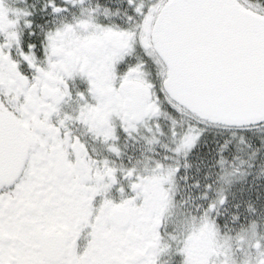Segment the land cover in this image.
I'll return each instance as SVG.
<instances>
[{
	"label": "snow or ice",
	"instance_id": "snow-or-ice-1",
	"mask_svg": "<svg viewBox=\"0 0 264 264\" xmlns=\"http://www.w3.org/2000/svg\"><path fill=\"white\" fill-rule=\"evenodd\" d=\"M214 129L244 135L214 138L215 179H191ZM258 133L264 0H0V264H198L178 207L215 233L208 264L237 245L257 264L255 225L220 237L264 198ZM138 138L144 163L121 143ZM237 173L247 189L215 188Z\"/></svg>",
	"mask_w": 264,
	"mask_h": 264
},
{
	"label": "flooded vegetation",
	"instance_id": "flooded-vegetation-1",
	"mask_svg": "<svg viewBox=\"0 0 264 264\" xmlns=\"http://www.w3.org/2000/svg\"><path fill=\"white\" fill-rule=\"evenodd\" d=\"M96 4V0H88V6L94 7ZM177 121L183 120L184 122H187L191 119L188 115H177L175 117ZM165 125L168 124V121H162ZM230 132L227 134V136L231 137L232 139H235L239 137L237 135V132L239 129H233V130H227V129H214L211 132L206 134L205 139L209 142H212L214 138L224 136V131ZM260 135H264V133H260ZM162 142L165 145L170 146L172 144V140L170 137H164L162 139ZM122 144L128 145V151L133 153V159L140 158L141 162H146L144 160L145 156H151L152 153L148 151V145L144 143L142 139H139L137 141L132 140H122ZM97 147H99L97 145ZM197 150V149H196ZM194 150V151H196ZM177 216L179 217L182 213L181 208L176 209ZM195 220V219H194ZM194 220L184 215L183 218L180 219L179 223L183 226L186 235L184 236L185 242H186V251L188 252V255L195 259L198 264H208V259L210 256H214L218 254L220 245L217 244L215 233H213L210 229H207L205 227H200L199 229H194ZM249 220V219H248ZM248 225L247 227H240L239 225L237 228H229L225 230V234L223 237H220V241L222 244H227L230 240H235L238 236L243 233L244 235L250 234V224L246 223ZM251 225L256 226L257 233L264 235V217L257 220H252ZM239 229V231H237ZM235 232L236 236H232L230 233ZM171 239L176 240L178 237L172 235L169 233ZM233 264H250V258L246 251L239 250V246H234V256L232 257ZM257 264H264V257L257 258Z\"/></svg>",
	"mask_w": 264,
	"mask_h": 264
},
{
	"label": "rangeland",
	"instance_id": "rangeland-1",
	"mask_svg": "<svg viewBox=\"0 0 264 264\" xmlns=\"http://www.w3.org/2000/svg\"><path fill=\"white\" fill-rule=\"evenodd\" d=\"M229 133L230 132L225 130L223 134L227 135ZM235 133H237L239 137L235 138L234 140H239L240 137L244 135V133H242L240 130H238ZM259 134L260 133H258L257 135L259 136ZM211 145H212V142L208 141V144L206 146L202 145L200 148H198L196 151H193V153L187 157V172L191 179H200L201 181H203L205 172H211L212 173L211 178L215 179L216 170L209 167L212 161L208 153V148L211 147ZM241 156L244 157V154H241ZM240 169L246 170V166L241 165ZM254 171L259 177H261V179L257 181V185L261 189H264V170L256 169ZM182 172H183V169H182ZM246 181L251 182L252 175L241 176L239 173H237L232 176H226L224 174H221V179L219 183L215 185V188L223 189L227 191L229 194H231L233 192H237L241 187L247 189L249 185L248 183H246ZM180 183L183 184V181H180ZM254 197H255V192L253 193L252 204L255 206L256 212L254 215L251 216L249 220L248 219L242 220L241 223L243 227L248 226L246 225V223H249L251 225L252 220L259 221L260 219L264 217V198L255 199ZM244 199L247 200L248 197L245 196ZM241 211L243 212V208L241 209ZM182 212H184L185 213L184 215L191 218L192 220L195 219L194 217H191L190 215H188L184 209H182Z\"/></svg>",
	"mask_w": 264,
	"mask_h": 264
}]
</instances>
